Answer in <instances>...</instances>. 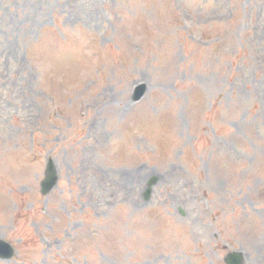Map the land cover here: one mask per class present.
Returning <instances> with one entry per match:
<instances>
[{"label": "rangeland", "instance_id": "374dc122", "mask_svg": "<svg viewBox=\"0 0 264 264\" xmlns=\"http://www.w3.org/2000/svg\"><path fill=\"white\" fill-rule=\"evenodd\" d=\"M0 239V264H264V0H0Z\"/></svg>", "mask_w": 264, "mask_h": 264}, {"label": "water", "instance_id": "95a60500", "mask_svg": "<svg viewBox=\"0 0 264 264\" xmlns=\"http://www.w3.org/2000/svg\"><path fill=\"white\" fill-rule=\"evenodd\" d=\"M145 92L144 86H138L135 90L133 95V100H138ZM57 179L55 166L52 160L48 161L47 169H46V176L45 179L41 183V192L46 194L49 192L52 187L55 185ZM157 178H151L148 182V187L144 193V197L147 199L150 196L152 186L155 184ZM13 254V249L11 246L4 241L0 240V257L2 258H10ZM227 263L230 264H240L241 263V255L239 253H231L226 259Z\"/></svg>", "mask_w": 264, "mask_h": 264}, {"label": "bare ground", "instance_id": "6f19581e", "mask_svg": "<svg viewBox=\"0 0 264 264\" xmlns=\"http://www.w3.org/2000/svg\"><path fill=\"white\" fill-rule=\"evenodd\" d=\"M105 106H108V107H110L109 105H105Z\"/></svg>", "mask_w": 264, "mask_h": 264}]
</instances>
